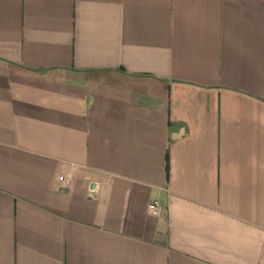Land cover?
Segmentation results:
<instances>
[{
  "label": "crops",
  "instance_id": "0c3cea01",
  "mask_svg": "<svg viewBox=\"0 0 264 264\" xmlns=\"http://www.w3.org/2000/svg\"><path fill=\"white\" fill-rule=\"evenodd\" d=\"M0 264H264V0H0Z\"/></svg>",
  "mask_w": 264,
  "mask_h": 264
},
{
  "label": "built area",
  "instance_id": "2783aa9c",
  "mask_svg": "<svg viewBox=\"0 0 264 264\" xmlns=\"http://www.w3.org/2000/svg\"><path fill=\"white\" fill-rule=\"evenodd\" d=\"M149 210L153 215H156L159 210V206L157 202H153L149 205Z\"/></svg>",
  "mask_w": 264,
  "mask_h": 264
}]
</instances>
